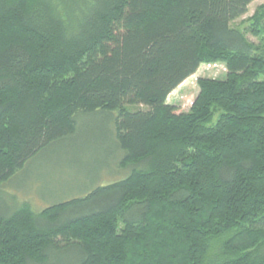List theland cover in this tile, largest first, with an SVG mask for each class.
<instances>
[{"label": "trees", "instance_id": "obj_1", "mask_svg": "<svg viewBox=\"0 0 264 264\" xmlns=\"http://www.w3.org/2000/svg\"><path fill=\"white\" fill-rule=\"evenodd\" d=\"M254 1L0 0V186L86 116L129 171L0 213V264H264V5L232 25ZM207 64L227 77L178 112Z\"/></svg>", "mask_w": 264, "mask_h": 264}, {"label": "rangeland", "instance_id": "obj_2", "mask_svg": "<svg viewBox=\"0 0 264 264\" xmlns=\"http://www.w3.org/2000/svg\"><path fill=\"white\" fill-rule=\"evenodd\" d=\"M261 5H264V0H255L249 6L248 13L232 25L243 27L245 20ZM248 37L257 41L250 34ZM227 72L224 64L202 65L194 76L170 94L168 103L176 105L178 112L188 111L200 91L198 79H223L227 77ZM113 129V120L109 115L83 118L72 142L55 145L39 153L0 186V213H11L23 203L30 204L35 212H40L56 202L85 195L96 186L124 178L129 171L127 173L120 168L112 171L110 166L114 157L110 154L112 145L109 134ZM60 258L62 264H72L75 254L66 253Z\"/></svg>", "mask_w": 264, "mask_h": 264}]
</instances>
